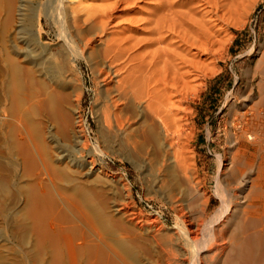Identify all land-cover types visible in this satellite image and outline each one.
Listing matches in <instances>:
<instances>
[{
  "label": "rangeland",
  "instance_id": "rangeland-1",
  "mask_svg": "<svg viewBox=\"0 0 264 264\" xmlns=\"http://www.w3.org/2000/svg\"><path fill=\"white\" fill-rule=\"evenodd\" d=\"M31 1L35 5V11L39 12L38 22H34L33 26L34 30L38 29L40 38L37 44L31 39V34L25 35L26 44L12 37L14 18L10 14L13 0H0V264H50L52 260L51 244L47 241L38 245L32 227L30 206L31 203L33 205V195L38 183L49 191L43 199V208L47 209V223H66L69 228L75 227L74 233L87 235L88 238L95 234L104 236L127 264H162L161 248L175 249L184 244L182 235L178 236L176 225L180 211L175 201L185 179L174 167L171 175L155 181L151 168L156 159L154 149L148 146V153H145L138 144L126 143L110 136L111 133L104 125L103 112L105 104L109 103L108 93L114 88L113 79L100 80L92 67L80 58V51L67 52L63 44L64 38L69 37V29L71 30L68 25L69 16L67 13L65 16L63 10L69 13L72 5L80 2L84 4H77L78 8L73 7L80 13H85L89 6L107 1L88 0L87 3V0H63V8H57L54 0ZM240 8V11L232 14L222 24L220 35L223 41L217 46L216 52L213 55H202L204 62H209L214 69L206 70L199 76L198 81L202 85L198 94H189L188 99L182 103L186 111L181 113L185 114L183 122L187 121L184 123L189 128L186 130L189 135L181 136L180 145L184 146L181 150L183 156H187L186 165L188 161L194 162L191 165L189 162L190 167L188 165L186 170H195V174L192 172L189 175L187 172L188 176L194 174L193 178L198 180L201 190L209 196L203 217L209 216L219 205L218 197L213 194V187L218 157H225L228 134L234 131L230 124L234 119L237 121L239 113L253 111L254 102L259 95V83L264 82L262 63H258L259 51L264 49V0H243ZM61 12L62 17L59 15ZM14 41L19 47L23 45L25 48L27 45V52L40 50L41 54L47 56V60L54 63L53 70L46 72V66L29 63V60L36 61L37 57L17 53L12 45ZM13 59L19 61L18 65ZM12 70L17 73L14 78L10 76ZM43 70L45 74L41 72ZM27 71L32 75V82L24 77ZM61 90L69 95L67 105L60 106L56 102L54 93ZM30 91L36 96V101L46 97L45 104L42 103L40 108L36 105L29 110L27 95ZM144 115L146 118V111ZM65 119L71 124L67 132ZM74 124L82 139V143H78H81L79 153L69 152L67 148L73 143L71 126L74 128ZM49 125L56 133L54 139L59 142L55 143L47 138L45 132ZM26 130H31L36 147L32 158L26 154ZM240 146L246 145L241 143ZM248 148L254 152V147ZM58 149L66 153V159L68 156L76 160L85 158L84 163L93 165V172L83 175L81 168H75L66 159L54 161ZM232 178L227 177L228 186H234ZM230 183L232 184L229 185ZM125 197L139 213L156 216V227H159L148 231L151 232L149 234L132 223H127L125 217L114 210L115 205ZM196 209L191 207L190 211L195 212ZM83 212L89 216L87 222L79 215H83ZM106 214L112 216V219L109 216L106 218ZM61 218L67 219L63 222L60 221ZM144 227L145 225L143 229Z\"/></svg>",
  "mask_w": 264,
  "mask_h": 264
},
{
  "label": "bare ground",
  "instance_id": "bare-ground-1",
  "mask_svg": "<svg viewBox=\"0 0 264 264\" xmlns=\"http://www.w3.org/2000/svg\"><path fill=\"white\" fill-rule=\"evenodd\" d=\"M54 1L57 8L64 7L63 0ZM106 1L104 4L89 6L85 13L77 10L78 3L73 4L74 7L77 6L76 9L72 5L69 13L63 10L64 15L66 16L67 13L69 16L68 25L71 28V30L68 28L69 37L64 38L63 44L67 52L80 51V58L82 57L92 67L100 80L113 79L114 88L110 89V92L108 89L109 103L105 104L103 112L104 125L111 133L110 136L126 143L138 144L145 153H148L149 148L154 149L156 159L155 162L154 159L152 160L154 164L150 167L155 181L171 175L174 167L185 179L175 201L180 211L176 225L178 230H176L179 231V237V234L182 235L184 244L175 249L161 248L162 264H264V82L259 83V95L254 102L253 111L241 112L236 117L237 121H234L235 119L233 122L230 121L234 131L227 133L228 146L225 157H218L219 164L213 187V194L218 197L219 205L207 217H203V214L209 196L201 190L198 180L193 178L195 170L191 168L194 174L191 175L192 177L188 176V173L189 175L192 173L186 170L190 161L186 165L187 156L186 158L185 155L183 156L184 146L180 145L181 136L189 133L186 131L189 128L184 123L187 121L183 122L186 117L181 112L186 107L182 103L189 94L191 96L198 94L202 85V82L198 81L199 76L206 70L214 69L213 65L208 64L209 62H204L202 55H213L216 52L217 46L223 41L220 35L222 24L239 10L243 0ZM86 2L88 3V0ZM12 3L10 14L14 18L12 37L26 44L25 35L31 34V39L33 38V42L37 44L40 38L38 29L34 30L33 26L38 22L39 12L35 11V5L31 0H13ZM80 11L82 12L83 9ZM61 14L62 12L59 15ZM12 45L17 53H27L26 55L37 57L36 61L29 60V63L46 66L44 69L46 72L53 70L54 63L47 60V56L41 54L40 50L33 51L34 48L31 53L26 51L27 45L25 48L22 47L23 45L19 47L15 41ZM259 55L258 63H262L261 68L264 71V49L259 51ZM8 59L11 60L12 57ZM13 60L18 65L19 61ZM44 70L41 72L44 73ZM14 71L10 72L12 78L17 75ZM24 77L30 82L33 80L29 71ZM54 95L60 106L69 103L67 92L56 91ZM27 97L29 110L36 105L40 108V105L45 104L46 101L45 96L44 100L38 98L36 101L32 91ZM144 111L147 112L146 118L145 115L143 116ZM67 120L69 121V118ZM67 120L65 119L66 132L71 125ZM78 130L76 125L74 128L71 126L73 143L68 147L65 145L69 152L81 151L79 145L82 139ZM26 132L28 133L26 154L32 158L36 147L31 130ZM45 133L50 140L59 142L54 139L56 133L50 125ZM80 141L81 143L78 144ZM60 143L62 144V141ZM241 143H245L246 146L241 147ZM248 147H254V152ZM61 150L58 149L54 161L66 159V153H62ZM238 155L241 157L238 158ZM255 158H257L256 164ZM83 160L68 156L65 161L75 168H81L83 175L91 174L93 165L91 163L88 165ZM47 165L49 166L50 163ZM228 176L233 177L234 186L231 185L233 182L228 186ZM243 191L245 192L241 195ZM47 194H49L48 188L45 189L41 183H38L36 193L33 195V205L31 203L30 206L32 207L30 215L37 244L41 245L47 241L51 244L50 264L128 263L100 234L88 238L87 235L74 233L75 227L70 225L69 228L66 223H47V209L43 208V199ZM191 207L197 208L196 211L199 212L194 210L191 212ZM114 210L124 216L127 223H132L143 231H151L158 221L156 216L143 215L136 211L126 197L115 205ZM79 215L86 222L89 220V216L87 217L84 212L83 215ZM108 216L112 219V216L106 214V218ZM62 218L60 221L63 222L67 219L62 220ZM143 225H145L144 229ZM131 234L133 235V232Z\"/></svg>",
  "mask_w": 264,
  "mask_h": 264
}]
</instances>
